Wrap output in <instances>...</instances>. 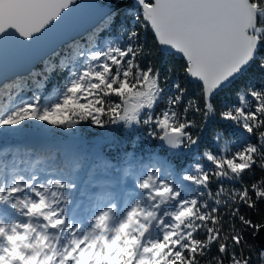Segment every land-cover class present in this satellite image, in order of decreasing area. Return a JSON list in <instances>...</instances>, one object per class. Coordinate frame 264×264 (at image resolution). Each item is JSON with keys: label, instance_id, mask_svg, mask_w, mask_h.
I'll use <instances>...</instances> for the list:
<instances>
[{"label": "snow or ice", "instance_id": "6c2138e0", "mask_svg": "<svg viewBox=\"0 0 264 264\" xmlns=\"http://www.w3.org/2000/svg\"><path fill=\"white\" fill-rule=\"evenodd\" d=\"M72 3L0 0V47L39 34L55 49L45 72L56 57L69 68L64 50L83 63L50 107L34 95L0 117V127L35 119L77 138L42 146L49 155L30 166V151L3 153L0 264H264V74L237 102H218L264 70V0H135L127 43L104 49L93 42L112 13L75 37L49 31ZM158 52L179 65L171 84ZM9 76L5 106L25 79ZM85 124L104 135L81 147Z\"/></svg>", "mask_w": 264, "mask_h": 264}, {"label": "trees", "instance_id": "16d2710c", "mask_svg": "<svg viewBox=\"0 0 264 264\" xmlns=\"http://www.w3.org/2000/svg\"><path fill=\"white\" fill-rule=\"evenodd\" d=\"M135 8L136 6L125 4L122 7L112 10L110 13L115 14V19L112 22L111 28L100 33L98 39L93 42L95 47L104 49L117 42L126 44L127 30L132 29L135 23ZM100 21L101 20H99L97 24H99ZM97 24L87 29V31H91ZM122 30L124 35H121ZM146 39L150 42V37L146 36ZM65 55L69 57V68L67 69L62 70L59 67L60 59L59 57H56L52 58V64L56 65V67L45 72L44 60H48L51 57V53H49L44 58L40 59L37 64L28 71L16 74L24 77L25 79L22 80L21 91L17 96H15L13 103L15 101H18L19 103L31 101L34 95L41 94V107L45 99L49 96L59 99V97L65 91V86L72 78H74L72 73H78L83 67V63L78 57L73 59L75 56L73 52L68 50L60 52V56ZM176 59H179V57ZM155 63L162 76L169 74L170 71L172 72V76L169 80L170 84L175 81V71L178 69L179 65L173 64L170 60L162 58L159 52L155 57ZM32 73H39L40 75L33 77L31 75ZM261 74H264V70L259 69L257 66H253L248 74L236 80L231 85V87L219 97V104L228 105L232 102H237L238 98L236 97L235 93L240 89L247 87L250 80L258 79ZM41 80H43L44 87L38 88L37 84ZM6 83H8V81H3L0 83V117L5 116L14 108L13 105L5 106L3 104L7 94L15 95L16 91L15 89L5 88L4 84ZM214 123L218 124L219 122L217 121ZM50 127L51 126H48L46 122L35 119L25 120L21 125L18 126L0 127V160L6 161L10 158L3 155L5 150L19 148L22 157L25 152L30 151L32 153L30 157H24L28 161L30 160L28 165L30 166V163L37 158H46L49 155V153L45 151L42 146L51 145L59 147L65 144H71L77 139L70 131H64L62 129H52L50 131ZM215 127V124H211L207 129L206 136L209 138V140L215 130ZM116 134L121 137L126 135L122 128H119V131ZM103 135V130L98 129L95 126H89L85 124L80 128L79 132L80 146L86 147L94 145ZM237 135H239V133H237ZM41 165L42 167L44 166L43 164ZM184 166H186V164Z\"/></svg>", "mask_w": 264, "mask_h": 264}, {"label": "water", "instance_id": "95a60500", "mask_svg": "<svg viewBox=\"0 0 264 264\" xmlns=\"http://www.w3.org/2000/svg\"><path fill=\"white\" fill-rule=\"evenodd\" d=\"M125 4L136 6L135 0H73L69 8L65 9L57 20L51 22L49 31H59L62 35L75 37L76 34H82L95 25L103 18V14L110 13ZM38 40L39 34L36 37V41ZM36 41L27 43L20 39L14 47H0V74L9 76V74L28 71L40 59L55 50L46 51Z\"/></svg>", "mask_w": 264, "mask_h": 264}, {"label": "rangeland", "instance_id": "374dc122", "mask_svg": "<svg viewBox=\"0 0 264 264\" xmlns=\"http://www.w3.org/2000/svg\"><path fill=\"white\" fill-rule=\"evenodd\" d=\"M49 97H50V98H49ZM49 97H47V98L45 99V101L43 102L42 107H45V106L50 107L52 102H54L55 100H58V99L53 98V97H51V96H49ZM18 104H19V102H17V101L14 102V107H16Z\"/></svg>", "mask_w": 264, "mask_h": 264}, {"label": "bare ground", "instance_id": "6f19581e", "mask_svg": "<svg viewBox=\"0 0 264 264\" xmlns=\"http://www.w3.org/2000/svg\"><path fill=\"white\" fill-rule=\"evenodd\" d=\"M98 22H99V21H98ZM98 22H97V23H98ZM97 23H96V24H97ZM93 26H94V25H93ZM93 26H92V27H93ZM90 28H91V27H90ZM88 29H89V28H88ZM44 61H45V60H44ZM34 68H35V67H34ZM25 72H26V71H25ZM21 73H23V72H21ZM17 74H19V73H17ZM2 82H3V81H2ZM2 82H1V83H2ZM4 82H5V81H4ZM1 91H2V90H1ZM49 98H50V97H49ZM15 102H16V101H15ZM17 102H18V101H17ZM12 105L14 106V103H13ZM34 130H35V129H34ZM42 130H43V129H42ZM44 131H45V130H44ZM47 133H48V132H47ZM29 162H30V160H29ZM22 166H26V165H22ZM27 166H28V165H27ZM37 167H42V165H38Z\"/></svg>", "mask_w": 264, "mask_h": 264}]
</instances>
